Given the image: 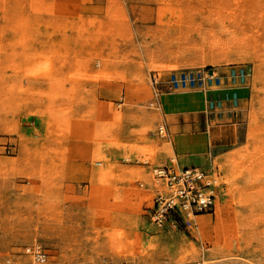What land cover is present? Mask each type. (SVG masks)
Instances as JSON below:
<instances>
[{
	"label": "rangeland",
	"instance_id": "obj_1",
	"mask_svg": "<svg viewBox=\"0 0 264 264\" xmlns=\"http://www.w3.org/2000/svg\"><path fill=\"white\" fill-rule=\"evenodd\" d=\"M231 66L253 69L239 115H198L224 138L196 166L217 208L158 229L154 170L183 162L152 77ZM34 244L47 264H264V0H0V264Z\"/></svg>",
	"mask_w": 264,
	"mask_h": 264
},
{
	"label": "built area",
	"instance_id": "obj_2",
	"mask_svg": "<svg viewBox=\"0 0 264 264\" xmlns=\"http://www.w3.org/2000/svg\"><path fill=\"white\" fill-rule=\"evenodd\" d=\"M252 77L253 69L249 66L179 71L166 77L154 74L151 106L159 105L164 94L200 92L207 97V119L214 115L217 120L219 117L233 120L241 112V91L249 87ZM154 174L155 182L163 188L155 197L152 213V223L158 229L175 228L179 220L189 222L216 210L222 185L213 174L196 167L181 168L174 161L156 168ZM24 253L31 264L48 263L49 256L39 244L26 247Z\"/></svg>",
	"mask_w": 264,
	"mask_h": 264
},
{
	"label": "crops",
	"instance_id": "obj_3",
	"mask_svg": "<svg viewBox=\"0 0 264 264\" xmlns=\"http://www.w3.org/2000/svg\"><path fill=\"white\" fill-rule=\"evenodd\" d=\"M206 100L207 97L198 92L166 94L160 97L161 110L176 119L175 124H169L167 130L176 157L183 162L181 168L196 167L202 163L200 159L208 156L213 148L223 145L224 138L219 136V131H205L198 116L206 110Z\"/></svg>",
	"mask_w": 264,
	"mask_h": 264
},
{
	"label": "bare ground",
	"instance_id": "obj_4",
	"mask_svg": "<svg viewBox=\"0 0 264 264\" xmlns=\"http://www.w3.org/2000/svg\"><path fill=\"white\" fill-rule=\"evenodd\" d=\"M205 264H207V263H205Z\"/></svg>",
	"mask_w": 264,
	"mask_h": 264
}]
</instances>
